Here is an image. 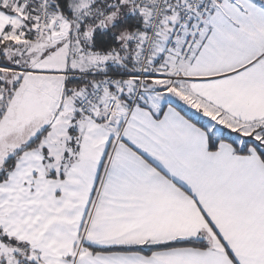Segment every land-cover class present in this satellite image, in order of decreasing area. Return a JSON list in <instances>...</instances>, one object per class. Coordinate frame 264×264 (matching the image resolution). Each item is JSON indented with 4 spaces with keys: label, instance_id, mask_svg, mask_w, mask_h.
I'll return each instance as SVG.
<instances>
[{
    "label": "snow or ice",
    "instance_id": "snow-or-ice-1",
    "mask_svg": "<svg viewBox=\"0 0 264 264\" xmlns=\"http://www.w3.org/2000/svg\"><path fill=\"white\" fill-rule=\"evenodd\" d=\"M0 264H264V0H0Z\"/></svg>",
    "mask_w": 264,
    "mask_h": 264
}]
</instances>
